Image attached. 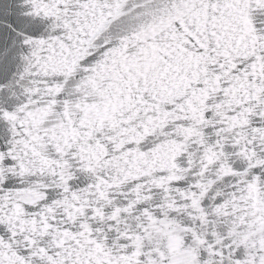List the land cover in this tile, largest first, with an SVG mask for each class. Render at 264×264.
<instances>
[{
	"label": "snow or ice",
	"instance_id": "snow-or-ice-1",
	"mask_svg": "<svg viewBox=\"0 0 264 264\" xmlns=\"http://www.w3.org/2000/svg\"><path fill=\"white\" fill-rule=\"evenodd\" d=\"M0 264H264V0H0Z\"/></svg>",
	"mask_w": 264,
	"mask_h": 264
}]
</instances>
